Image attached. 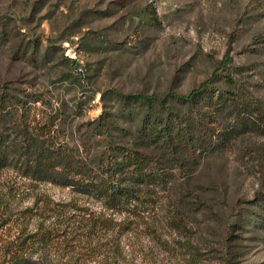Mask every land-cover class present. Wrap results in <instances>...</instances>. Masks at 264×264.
Masks as SVG:
<instances>
[{
    "label": "rangeland",
    "instance_id": "rangeland-1",
    "mask_svg": "<svg viewBox=\"0 0 264 264\" xmlns=\"http://www.w3.org/2000/svg\"><path fill=\"white\" fill-rule=\"evenodd\" d=\"M0 264H264V0H0Z\"/></svg>",
    "mask_w": 264,
    "mask_h": 264
},
{
    "label": "trees",
    "instance_id": "trees-1",
    "mask_svg": "<svg viewBox=\"0 0 264 264\" xmlns=\"http://www.w3.org/2000/svg\"><path fill=\"white\" fill-rule=\"evenodd\" d=\"M231 58L227 57L221 62L219 66L220 69H224L227 62L230 61ZM217 70L214 71L211 77L205 82L201 83L196 89H192L189 93L185 95H181L180 97L184 99L186 102H192L196 99V97L201 92H207L209 90L208 84L210 80L217 76ZM226 80L228 85L234 86L235 79L232 77V74L226 75ZM213 92V91H212ZM138 97V96H137ZM142 97V96H139ZM178 96V98H180ZM234 97H227L223 94L217 95L215 101L206 93V99L209 103L217 102L218 104H223L228 100L233 101ZM245 111L249 114V107L246 105ZM169 121L161 123L162 133L166 131H170L174 129V125H170ZM242 123L247 124L248 120L245 118L241 119ZM171 127H169V125ZM178 126L180 123H177ZM146 127V126H143ZM161 133V132H160ZM159 132H152L153 136L149 137L153 139L154 136L156 140H165V136L160 134ZM146 135H150L151 132L144 133ZM168 138V137H166ZM122 156L125 160L124 165L120 166L118 163H113L111 167L105 172L106 177H102V179L97 181V178L92 176H87V182L84 185L89 188V190L93 191L94 194H97L103 199V202L108 208H124V205L128 206L133 200H141L143 197H140V192L138 194L137 190L134 187V183H139L140 185L148 184L151 174L146 173V169L148 167V161L142 158V153L136 150L125 149L122 152Z\"/></svg>",
    "mask_w": 264,
    "mask_h": 264
}]
</instances>
